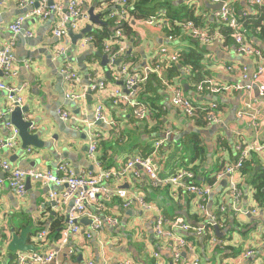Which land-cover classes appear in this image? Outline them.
Wrapping results in <instances>:
<instances>
[{
    "label": "crops",
    "instance_id": "crops-1",
    "mask_svg": "<svg viewBox=\"0 0 264 264\" xmlns=\"http://www.w3.org/2000/svg\"><path fill=\"white\" fill-rule=\"evenodd\" d=\"M68 1L58 0L63 7ZM98 1L100 0H86L84 9L88 12L95 5L94 14L98 15ZM158 1L169 5V12L165 9L167 6L159 8L157 12L164 11L165 15L159 16L154 23L146 24L145 19L132 25L134 34L127 41V47L132 50L130 57L134 56L136 59L134 65L129 63L131 71L142 72L160 65L162 77L175 80L174 82L182 87L185 96L195 103L200 106L211 102L219 104L221 122L209 127L194 125L171 105L168 87L151 80L148 85L144 82L138 89V99L153 108L148 122L137 121L129 110L113 109L110 103L103 99L105 122L97 126L93 112L95 106L100 104V99L97 92H91L89 101L87 100V92L84 91L87 81L104 80L109 85L121 87L120 82L109 81L112 76L107 79L106 72H109V67L104 68L100 59H90L91 54L96 51L94 47L90 46L84 52L75 51L71 49V38L59 41L52 36V30L58 20L56 14L49 15L47 19L29 17L24 21L21 33L14 39L13 34L8 31V26L17 17L30 12L31 8L20 10L14 0H10L0 4V44L14 39L12 68L17 74L9 78L0 76V80L15 91L13 99H9L7 93L0 92V143H5L12 135L10 127H7V123H10L7 115L15 108V101H18L20 107L29 108L25 119L33 122L31 133L39 136L44 148L36 150L28 147L24 151L18 137V144L13 149L0 146V162H8L13 169L52 172L58 164L67 163L76 175L87 176L97 174L103 169L120 168L134 157H153L160 179H166L180 169H193L198 172L199 169L203 170L200 174L195 175L193 171L192 173L197 185L212 187L205 202L206 207L210 214H218L221 217L219 233L216 234L213 230L214 243L210 238H200L194 233L177 230L176 236L184 237L189 246L182 249L181 260L175 263L172 259L173 242L157 239L153 234V224L157 215L162 214L169 219L182 217L186 223L198 225L199 218L193 199L191 200L192 196L175 193L170 185H153L148 176L140 168H136L139 171L138 178L126 171V175L120 180L114 179L109 183L111 190H124L132 200L129 208H123L122 201L116 198L106 204L104 215L117 219L118 226L113 229L105 224L88 242L82 235L70 237L67 249H72L74 254L68 257L64 247L60 254L63 264H73V257H76V264H121L126 261L132 264H192L195 260L199 264H264V200H255V192L248 181L253 174L264 172L263 157L251 153L243 164L244 170L229 177L216 179L219 171L236 162L239 145L248 146L255 141H264V93L259 91L260 87H264V75L253 85L250 97L252 108L259 113V125L256 128L249 125L247 119L238 117L243 108V91L222 96L196 94L194 88L198 84L210 81L226 86H247L248 83L241 78V69H246L251 75L256 70L254 58L233 52L234 40L231 34L226 37L218 30V26L226 28L225 26L209 25L216 23L214 14L220 9L216 7H221V3L215 4L210 0ZM222 1L233 3L238 16L244 11L248 12L249 0ZM34 6H38V3ZM173 13L180 17L192 13L195 19H199L200 24L196 25L194 21L186 19L173 21L169 16ZM184 22L193 23L195 28L210 35L213 41L201 44L189 38L177 27L179 23ZM173 31L176 35L172 34ZM169 35L174 36L173 42H166ZM246 39L255 49L264 52V41L253 36L250 40L247 37ZM56 46L69 49L66 59L54 56L53 49ZM163 46L167 47L166 55L159 52ZM187 52L202 57L203 80L200 83L192 81L190 85L186 84V68H181V75L171 78L168 70L165 71L169 66V55ZM82 55L85 59L80 65L76 60ZM66 62L80 76V82L72 88L60 74V68ZM231 66L233 70H228ZM187 69L191 72L190 68ZM73 88L80 95L77 101L67 98ZM57 110L67 111L71 118L62 121ZM91 132L97 133L99 142L102 143L100 148L98 143L95 153L99 167L88 156L87 149L84 150L91 138ZM194 133L198 134V140L205 148L206 165L203 166L200 160L191 161L188 140ZM157 141H162L163 144L155 152L154 145ZM102 155H106L104 164L99 161ZM206 176L207 179L204 178ZM5 177V173L0 172V264H11L18 252L12 253L7 247L12 235L17 234L16 229L24 224L25 219L31 221L38 229L36 224L39 221L54 217L63 218L64 227L72 202L65 203L61 200L62 189L32 181L25 195L17 197L7 185ZM211 177H214L215 181L209 185L207 180ZM232 188L241 192L237 211L232 207ZM52 191L58 195L56 204L49 198ZM180 195L191 200L189 208L184 206V200L180 202L183 209L175 203ZM136 200H142L152 209L147 210L145 206L135 202ZM221 206L225 207L224 213L219 211ZM185 211L190 216L189 221L184 216ZM52 213L54 215H51ZM13 219L18 220L16 225H13ZM30 242L29 244H34L33 236ZM154 253H157V258H154Z\"/></svg>",
    "mask_w": 264,
    "mask_h": 264
},
{
    "label": "built area",
    "instance_id": "built-area-1",
    "mask_svg": "<svg viewBox=\"0 0 264 264\" xmlns=\"http://www.w3.org/2000/svg\"><path fill=\"white\" fill-rule=\"evenodd\" d=\"M7 1L10 0H0V4ZM136 1L137 0H101L98 15L104 13V19L114 24L113 34L102 42V54L107 56V67H109L108 70L112 79L115 82L123 83V85L117 87L107 84L104 80H93L94 82L89 80V84L86 85L84 89L85 93L88 90L97 92L100 99V104L96 105L94 108V122H105L103 99H106L113 109L129 110L137 121L148 122L150 120L151 109L147 104L138 99V89L146 82L150 74H155L161 79L162 84L168 87L170 92V103L183 117L194 122L198 111H202L207 112L206 121L208 127L219 124L222 118L219 105L216 102L201 106L195 103L192 99L185 96L180 85L174 81L171 83L166 82V79L162 77L160 65H156L154 68L142 72L131 71V65L125 63L126 60L118 67L114 66L116 61L124 59L127 55L128 39L123 33L121 26L129 24L130 27H133L132 25L135 21L132 20L131 12L134 9V3ZM210 1L215 4L221 3L220 9L214 14V20L217 25L225 26L231 31V36L234 40V45L232 47L233 52L241 56L254 58L256 70L249 75L246 69H241V78L248 83L245 87L239 85L226 86L210 81L198 84L196 88H194L195 93L200 96L206 94L210 96H222L225 94H232V92L243 91V108L238 113V117L240 119H247L249 125L256 128L259 125V113L252 108L250 97L253 91V85L258 83L264 75V52L255 49L246 39L242 32L241 20L242 18L250 16L249 14L258 15L256 9L264 6V0H249L248 12L244 11L241 16H238L234 4L230 1ZM14 2L20 10L31 8L30 12L26 15L17 17L8 26V31L13 34L14 39L21 33L23 23L26 19L29 17L47 19L51 14H56L58 16L57 23L52 30V36L59 41L63 39L69 40L71 33L79 34L87 26H91V31H96L99 28V25L90 22V16L84 9L86 0H69L64 7L58 0H14ZM36 3H38L37 7L34 6ZM164 15V11H160V13H157L155 16L146 19L145 22L150 25L154 23L159 16ZM177 27L181 28L186 36L201 44H209L213 41L210 35L195 28L191 22L179 23ZM26 35L30 36L29 33H26ZM14 39L6 44H0V75L4 78H9L17 74L12 68L14 61ZM174 40L175 38L172 35L166 37V42L168 43ZM90 46L93 47V37L85 35L76 42L74 50L84 52ZM68 51L69 49L64 46H56L53 49V54L56 58L66 59ZM159 52L162 55H166L167 47L163 46ZM178 58L179 55H169V65L176 64ZM228 70H233V67H229ZM189 73V69L186 68L185 74L189 75ZM60 74L71 88L80 82V76L67 62L61 66ZM259 91L264 93V87H260ZM0 92L7 93L9 99H13L15 91L0 80ZM79 97L80 95L74 91V88L67 96L69 100L75 101H77ZM15 102L19 104L18 101ZM57 114L62 121H68L71 118L67 111L57 110ZM7 127H10V133L12 135L5 143L1 142L0 146L13 149L18 144V132L10 123H7ZM90 135L91 138L87 145V154L99 167L100 165L96 162L95 156L98 148L99 136L95 132H91ZM162 144V141H157L155 143V152L158 151ZM237 152L236 162L219 171L216 174V179L239 173L242 170L245 160L251 153L259 154L264 159V141H255L248 146L239 145L237 147ZM136 168H140L148 176L153 185H170L174 188L175 193L192 196L199 218L198 225L195 226L186 223L182 218L168 220L162 214L157 215L153 224V234L157 239H168L173 242L172 259L175 263L180 262L182 249L189 246L184 237L176 236L177 230L185 233H194L195 236L200 238H210L212 243L215 242L213 227H219L221 225V218H217L215 214H210L205 203L210 195L212 187L197 185L195 183V175L190 170L180 169L172 176L166 179H160L154 165L153 157H134L125 165L120 166V168L103 169L97 174L80 176L76 175L73 168L67 163L58 164L52 172L13 169L8 162L4 161L0 162V172L5 173L6 183L17 197H23L25 195V181L29 179L32 182H40L46 186L62 189V193L60 194L61 200L65 203L69 201L72 202L59 240L51 246V243L48 241L49 229L48 226H46L33 236V245L37 247V250L32 252H18L11 264H63L60 260V254L64 247H66V255L68 257H72L74 254L72 249H67L70 237L73 235H82L83 239L88 242L105 224L115 229L119 222L115 218H107L104 215L106 204L113 198H116L122 201L123 208H129L132 205V200L124 190H111L109 188V183L114 179L120 180L126 175V171L131 172L134 177L138 178L139 171ZM231 193L233 197L232 207L237 211L241 192L236 188H232ZM49 198L52 203L56 204L58 195L56 192L52 191ZM135 202H138L141 206H145L147 210L152 209V207L144 204L142 200H136ZM219 211L220 213H224L225 207L221 206ZM82 219H87L89 224L87 226L82 225L80 223ZM153 256L154 258L158 257L157 253H154ZM121 264L132 263L126 261ZM192 264H199V262L195 260Z\"/></svg>",
    "mask_w": 264,
    "mask_h": 264
},
{
    "label": "trees",
    "instance_id": "trees-1",
    "mask_svg": "<svg viewBox=\"0 0 264 264\" xmlns=\"http://www.w3.org/2000/svg\"><path fill=\"white\" fill-rule=\"evenodd\" d=\"M100 5H101V0L98 1V6H100ZM168 6L169 5L160 3L158 0H137L134 3V9L131 12L132 20L136 22L139 20H145V19L151 18L158 13L157 10L159 8H163V7H166L165 9L169 12L170 8ZM256 12L258 13V15L254 14V15H250V16H247L245 18H242V20H241L242 29H243L242 32L249 40L253 36V37H255L261 41H264V6L259 8V9H256ZM99 16H100V20L103 22V24L99 25V28L96 31H91L90 33L87 34V36L93 37V47L96 50L94 54L93 53L91 54V57L89 56L90 59H93V60H99V57L96 55V53L102 54V48H101L102 42L104 40L108 39L114 32V27H113L114 24L112 22H110L109 20L106 21L104 19L105 14L102 13L101 15L99 14ZM169 16H171V20H173V21L174 20L184 21L183 19H186V20L194 21L196 25L200 24L199 19L198 20L195 19L193 17L192 13H186L183 17H180L178 14H175V13H173L171 15L169 14ZM173 21H171L170 23L172 24ZM209 25H212L214 27L217 26L216 23L215 24L212 23ZM121 28L123 30V33L126 35V38L128 40H130L134 34L132 27H130L129 24H125V25H122ZM218 30L221 33H223L226 37H228L231 34V31L227 28H219V26H218ZM172 34L176 35L175 31H173ZM135 59L136 58L134 56H131L128 59H126L125 63H131L132 65H134ZM87 60H88V58H87ZM201 61H202V57L199 54L192 53V52L182 53L179 55L178 62L176 64H170L165 69V71L168 70V75L171 78V77H177V76L181 75V72H180L181 68H190L191 72L189 73V75L185 76L184 81L186 82L187 85H190L192 83V81L194 83H200L203 80ZM109 78L110 77H108L107 79H109ZM111 80L113 81L112 78L109 81H111ZM151 80L158 83V84L159 83L162 84L161 79H159L155 74L149 75V77L147 78V81H146L147 85L151 82ZM173 81H175V80H173ZM166 82L171 83L172 81L169 79L168 80L166 79ZM150 109L152 112L153 108L150 107ZM206 115H207V112L198 111L197 116L195 117L193 124L198 126V127L207 126ZM198 138H199L198 134L194 133L191 136V138L188 140V144H189L190 151H191V161L194 162L196 160H200L201 161L200 163L203 166L205 164L204 163L205 148L203 146H201V144H200L201 141H199ZM101 145H102V143L99 142V148ZM99 161L100 162L106 161V155H102L99 158ZM103 164H104V162H103ZM242 169H243V167H242ZM244 169H245V166H244ZM192 171L195 172L194 173L195 175L203 172L202 169H199V172H198V170L194 171L193 169H192ZM216 171H217V169H216ZM207 173H203V175H207ZM252 176L253 177H251L248 181H249V184L253 187V190L255 192L254 198L256 201L262 202L264 200V172L256 173V174H253ZM204 178L207 179V176ZM214 181H215L214 177H211L210 179L207 180V183L209 185H212L214 183ZM171 199L173 200L172 197H171ZM176 200L177 201L175 203H178L179 205H181L180 202H182L184 200V206L189 208L190 207V201L192 200V198L190 200L186 196L180 195L179 198ZM149 201H152V199H149ZM181 208L183 209L182 205H181ZM185 215L189 219L190 216L188 215L187 211H185ZM216 216H217V218H221L218 214H216ZM179 217H181V216H179ZM165 218H167L168 220H174L175 219V218L169 219L168 217H165ZM36 225L39 227L38 229H36L32 225L31 221H29L28 219H25L24 224L20 228L16 229L15 233L19 234V232L22 229L28 227L30 230H32L31 234L28 236V242L31 243L30 242L31 237L34 236L41 229L43 230L44 227L48 226V229H49L48 241L51 244H55L59 240L61 232L63 230V218H57V217L55 218L54 217V218L49 219V220L45 219L44 221H39ZM33 228H35V229L33 230ZM73 258H71L72 263L76 264L77 263L76 257H73Z\"/></svg>",
    "mask_w": 264,
    "mask_h": 264
},
{
    "label": "water",
    "instance_id": "water-1",
    "mask_svg": "<svg viewBox=\"0 0 264 264\" xmlns=\"http://www.w3.org/2000/svg\"><path fill=\"white\" fill-rule=\"evenodd\" d=\"M97 3V2H96ZM95 3V4H96ZM37 7V6H35ZM220 5H217L216 9H219ZM94 9L95 5L91 7L88 11V14L90 16V22L92 24H97V25H102L103 22L100 20V16L94 14ZM91 32V26H87L84 30H82L79 34H70V38L72 40V50H74L76 42L82 39L85 35ZM132 53V50L127 51V55L124 59H119L114 63L115 67H118L121 63H123L124 60H126ZM96 55L99 57L101 60V65L106 68L108 59L107 56L101 53H96ZM85 59V56H81L79 59L76 60V62L80 65H82V61ZM84 70L86 68L84 67ZM107 78L110 76L109 72H106ZM1 76V75H0ZM87 81V85H88ZM120 86L123 85V83L119 84ZM187 90V88H185ZM91 94V91H87V100L89 101V96ZM14 109L10 111V114L7 115V120H9L10 124L14 127V129L17 130L18 132V137L21 142V148L22 150L26 151L27 148L31 147L36 150L38 149H43L44 148V143L40 141L39 136L37 134H32L33 130V122L26 120L25 115L29 113V108L28 107H20L16 102L14 103ZM97 126L103 125L101 121L96 122ZM87 147L84 148L86 151ZM32 167L34 165H31ZM29 184L30 180L27 179L25 181V186L26 190L29 189ZM224 185L225 183L222 182ZM51 215H54L53 213ZM185 218L187 221H189L188 217L184 214ZM80 223L84 226H87L89 224V221L87 219H82ZM213 230L215 233H219L218 226H214ZM31 234V230L29 228L23 229L20 234H13L11 242L8 245V250L12 253H17V252H32L36 251L37 248L33 244H29L28 242V236ZM153 238V237H152ZM80 259V258H79Z\"/></svg>",
    "mask_w": 264,
    "mask_h": 264
},
{
    "label": "rangeland",
    "instance_id": "rangeland-1",
    "mask_svg": "<svg viewBox=\"0 0 264 264\" xmlns=\"http://www.w3.org/2000/svg\"><path fill=\"white\" fill-rule=\"evenodd\" d=\"M12 223H13V225H16L18 223V220L17 219H13Z\"/></svg>",
    "mask_w": 264,
    "mask_h": 264
}]
</instances>
